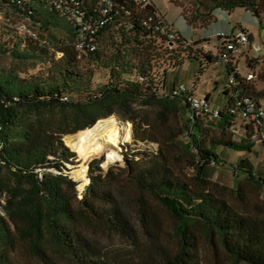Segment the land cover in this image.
Masks as SVG:
<instances>
[{"label":"trees","instance_id":"trees-1","mask_svg":"<svg viewBox=\"0 0 264 264\" xmlns=\"http://www.w3.org/2000/svg\"><path fill=\"white\" fill-rule=\"evenodd\" d=\"M79 1L88 17H98L101 0ZM114 1L124 9L101 29L99 49L78 53L72 46L76 37L72 22L46 3L30 0L20 7L15 0H0L38 29H64L67 35L49 49L0 27V58L39 62L48 75L45 80L21 79L15 71H0V194L7 196L6 215H0V264H22L17 258L21 248L39 264H59V257L72 264H264V177L254 176L251 163L242 160L239 169L249 173L235 189L211 181L206 170L221 161L215 150L201 146L202 138L214 128L222 134L217 146L250 150L254 144L247 132L232 135L229 127L234 120L223 114L204 121L203 133L195 125L202 133L197 141L194 130L185 139L189 121L182 98L161 96L175 87L166 89L168 67L187 58L206 64L217 58L200 49L171 46L149 30L145 18L158 13L154 5ZM170 1L182 7L179 0ZM193 1L194 15L204 24L215 21L218 10L264 13V0ZM183 15L190 24L185 10ZM106 42L114 49L107 62L103 60L107 55L102 57ZM82 61L105 62L108 82L93 90V70L81 67ZM243 88L256 97L252 84ZM226 96L225 90L224 103ZM144 106L157 107L154 119ZM114 114L132 124L136 143H154L157 150H137L132 160L125 157L126 169L116 174L89 162L90 182L79 199L78 182L65 174L75 156L65 139ZM224 116L227 120L222 124ZM126 184L134 194L124 200ZM149 201L161 205L172 219V248L164 242L168 233L159 231ZM98 231L125 240L136 256L104 251L93 237ZM202 253L210 256V262L201 259Z\"/></svg>","mask_w":264,"mask_h":264},{"label":"rangeland","instance_id":"rangeland-1","mask_svg":"<svg viewBox=\"0 0 264 264\" xmlns=\"http://www.w3.org/2000/svg\"><path fill=\"white\" fill-rule=\"evenodd\" d=\"M178 2L182 7L172 3L170 0H152V4L157 9L159 15L171 29L177 30L186 39H194L202 44H208L214 54H217L216 46L221 42V39L217 38L218 32L229 34L233 29L238 32L242 29L254 36V43L261 47V51L256 52L248 49L246 54L241 58L239 68L243 75L252 71L256 74L257 77L251 83L255 90L254 95L257 98L262 97V99H264V13L259 15L244 8H235L230 12L218 10L215 13L217 20L215 19V21H212L210 24H204L203 18H196L194 15V10L197 8V5L193 0H179ZM183 10L186 11V15L191 17L190 24H192V26L184 17ZM6 21L14 26L28 23L23 16L13 11L10 7L0 4V27L2 29H4V23H6ZM34 29L38 33L39 38L49 42L51 47H55L60 40L67 37L64 29L51 28L49 30H40L37 27H34ZM114 41L118 43L117 39H114ZM113 50L114 49L111 43L109 44L106 42L102 52V57L107 55L103 59L105 62L109 61L108 59L111 57H114ZM251 60H256V62L254 61L253 63H250ZM105 62L95 64L89 61H82L80 64L81 67H87L93 70V90L99 89L108 82L110 70ZM160 62L161 61H159V63ZM8 70L15 71L21 79H48L47 71L43 69V66L39 62H20L14 60L10 56L1 57L0 71L3 72ZM227 78L228 73L220 62L217 61L206 64L202 59L187 58L182 64L176 67L167 68L166 89L170 90L173 86L177 87L180 84H183L187 87V89L194 90L198 96L207 97L213 105L224 110L225 103L223 102V93L228 87ZM71 99L76 98L72 97ZM142 109L152 119L156 117L158 111L157 107L144 106ZM112 116H116L120 121L130 124L131 139L122 142L119 148L108 145V148L114 149L119 153V158L114 162H107V153L98 152L90 155L86 159H79L77 154L73 151L75 154L72 158L74 164H69L70 167L68 166V172L72 171L73 168H77L79 165L84 164L88 167L89 162L95 161L96 165H99L104 171L112 169L114 174H116L119 169H126L125 157L132 160L134 152L137 150H147L150 152H155L157 150V145L154 143H136L133 139L132 124L118 115L114 114ZM226 120L227 116H224L221 123L224 124ZM216 124L217 123L215 122H211L209 125L213 126ZM193 130L196 133L197 137L195 139L197 141L200 131L197 126H195ZM221 135L220 129L210 128L205 137L202 138L203 140L201 142V146L210 150H215L221 161V165L211 164L207 168V178L209 180L215 181L220 185L227 186L228 188L235 189L237 184L242 179L247 177L249 173L247 170L239 169V163L242 160H248L251 163L252 173L254 176L264 177L263 144L256 143L251 146L250 150L246 149L243 151H236L231 148L217 146L216 143L221 138ZM65 141L67 142L68 140L65 139ZM68 172L65 174H68V176L73 179ZM188 174L193 175V171H188ZM73 180L77 182V180ZM89 182L90 181L88 179V183L86 185H89ZM82 192L83 189L78 190L79 199L82 197ZM133 194L134 193L130 185H124L121 194L122 198H125L126 200L127 198L130 199ZM149 205L151 207L150 209L152 215L158 220L157 222L161 234L168 233V240L166 239L164 242L166 241L168 248H172L174 245V241L170 236L172 234V219L161 205L152 201H149ZM126 208L133 216L129 203H126ZM93 237L100 243V247L108 253L117 252L122 253L127 257H130L131 255L134 257L136 256V250L134 251V249L121 238L99 231L94 234ZM207 257L205 253L201 254V259L206 263L210 262V256ZM17 258L22 262V264H39L37 261L28 256L25 248H21L19 250ZM57 260L59 264H72L71 261L62 258L60 259V257L57 258Z\"/></svg>","mask_w":264,"mask_h":264},{"label":"built area","instance_id":"built-area-1","mask_svg":"<svg viewBox=\"0 0 264 264\" xmlns=\"http://www.w3.org/2000/svg\"><path fill=\"white\" fill-rule=\"evenodd\" d=\"M30 0H15L20 7H25V3ZM46 3L51 11L56 12L60 17L66 18L72 22L76 37L72 43L74 50L82 53L85 50L95 52L99 49L97 36L101 29L110 22L113 17L124 9L120 4L114 0H101L99 15L97 18L88 17L87 11L79 0H38ZM137 6L145 7L153 5L152 0H133ZM145 24L149 30H152L162 37L167 39L171 46L176 45L183 50L200 49L205 54H212L217 58L226 69L228 73L226 88L227 96L225 99V109H219L213 105L207 97H200L187 89L183 84L175 86L171 92L164 93L161 96L166 98L181 97L185 106V115L189 121V128L184 131L183 137L189 139L193 133L195 125L199 124L203 131L207 128L204 121L216 120L221 115L230 116L234 122L229 127V132L236 136H243L245 132L248 134V141L252 144L261 143L264 145V103L261 98L250 96L244 90V85L251 84L257 77L256 74L248 72L243 75L239 68L241 58L246 54L248 49L256 52L261 51V47L256 45L250 39V36L245 31L237 33H217V38L221 42L216 46L217 54L209 48L208 44L195 45L197 41L188 40L183 37L177 30L171 29L159 15L156 13L145 18ZM30 23H23L20 25H11V23H4V29L13 32L20 38H27L32 40L36 46L51 48L49 42L40 39L38 33ZM68 44V42H66ZM62 53H57V57H61ZM252 61V60H251ZM250 61V62H251ZM161 94V93H160ZM17 100V98H13ZM9 103H6V106ZM2 126L0 124V131ZM202 133L199 138L202 137ZM3 165L5 163L1 162ZM214 164V163H212ZM38 178L43 180L42 173H39ZM6 193L0 194V215L5 216L4 206L6 204Z\"/></svg>","mask_w":264,"mask_h":264},{"label":"bare ground","instance_id":"bare-ground-1","mask_svg":"<svg viewBox=\"0 0 264 264\" xmlns=\"http://www.w3.org/2000/svg\"><path fill=\"white\" fill-rule=\"evenodd\" d=\"M130 136V124L120 121L116 116H110L100 119L92 127L67 140L71 150L77 154L79 159H86L92 154L102 152L107 153V162H114L119 158V153L108 147L119 148L122 142L131 139ZM87 170L88 167L83 164L69 172L73 179L77 180L78 190L83 189L88 183Z\"/></svg>","mask_w":264,"mask_h":264},{"label":"crops","instance_id":"crops-1","mask_svg":"<svg viewBox=\"0 0 264 264\" xmlns=\"http://www.w3.org/2000/svg\"><path fill=\"white\" fill-rule=\"evenodd\" d=\"M215 19L217 20V18H216V14H215ZM240 31H245V30H240ZM238 31H236L235 29H233L229 34H231V33H237ZM246 32V31H245ZM218 33H221V32H218ZM224 33V32H223ZM248 33V32H247ZM227 34V33H226ZM249 34V36H250V39L252 40V41H254V36L252 35V34H250V33H248ZM188 40H193V41H197V40H194V39H188ZM218 45V44H217ZM191 91H193V93H195L194 92V90H191ZM196 94V93H195ZM197 95V94H196ZM258 98H261L262 99V97H258ZM224 102V101H223ZM262 102L264 103V99H262Z\"/></svg>","mask_w":264,"mask_h":264},{"label":"water","instance_id":"water-1","mask_svg":"<svg viewBox=\"0 0 264 264\" xmlns=\"http://www.w3.org/2000/svg\"><path fill=\"white\" fill-rule=\"evenodd\" d=\"M87 188H88V185H86V186L83 188V192H86V191H87ZM80 199H82V197H81Z\"/></svg>","mask_w":264,"mask_h":264}]
</instances>
